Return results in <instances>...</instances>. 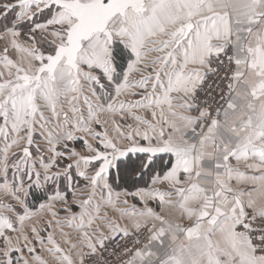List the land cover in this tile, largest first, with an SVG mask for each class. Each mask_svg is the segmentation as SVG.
I'll return each instance as SVG.
<instances>
[{"label":"snow or ice","instance_id":"obj_1","mask_svg":"<svg viewBox=\"0 0 264 264\" xmlns=\"http://www.w3.org/2000/svg\"><path fill=\"white\" fill-rule=\"evenodd\" d=\"M0 264H264V0H0Z\"/></svg>","mask_w":264,"mask_h":264}]
</instances>
